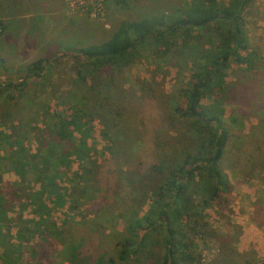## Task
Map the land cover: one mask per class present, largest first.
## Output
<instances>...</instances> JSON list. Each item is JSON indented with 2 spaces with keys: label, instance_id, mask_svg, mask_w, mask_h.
I'll return each instance as SVG.
<instances>
[{
  "label": "rangeland",
  "instance_id": "obj_1",
  "mask_svg": "<svg viewBox=\"0 0 264 264\" xmlns=\"http://www.w3.org/2000/svg\"><path fill=\"white\" fill-rule=\"evenodd\" d=\"M15 1L20 9L16 17L9 15L11 0H0V21L6 24L0 45L13 70L8 78L18 81L20 76L16 71L39 58L50 59L52 64L37 86L26 90L18 104H11L10 124H16L21 118L29 123L38 120L27 106H37V112L48 107L52 114L66 109L71 113L73 109L69 107L81 105L70 86L76 78L74 59L67 55L57 60L67 48L72 50L71 47L77 44L106 41L121 22L169 14L191 0H121L118 3L109 0L103 21L93 20L85 14H75L82 16L79 23L73 20L64 25L60 20L54 28L60 31L59 42L68 43L69 47L65 49L49 40V22L58 19H52L45 6L58 5V0H31L38 11L26 20H23L26 18L23 8L27 0ZM8 17L17 18L23 28L31 25L27 32L29 36H33V29L42 25L40 31L44 35L38 33L40 38L34 36L36 40L33 41L34 37L28 40L24 38L22 27H18L19 34L13 35L11 31L15 32V25L13 21L8 23ZM245 24L249 61L232 64L224 78L223 108L228 141L220 168L229 188L208 206L199 208L198 233L193 237V247L198 255L196 264H259L264 261V253H257L242 224L237 223L240 220L246 226L248 199L256 194L253 190L256 189L255 182L264 186V0H251L245 11ZM205 40L200 39L201 45L207 47ZM177 42L180 40L174 43ZM190 65L186 57L171 49L165 54L151 46L139 49L135 59L119 72L112 74L110 70H103L101 76L86 79L89 87L94 84L92 91L96 96L95 101H89L93 108L91 130L89 135L82 136L91 148V161L90 165L86 164L88 172L86 170L84 176L91 183L87 185V195L82 193L84 184L77 187L68 183L75 198L85 196L86 199L72 211L66 208L50 211V218L61 228L62 238L79 239L83 246L80 257L88 259L87 264H97L99 259H103V264H137L136 259H141L140 264H153V257L148 253L149 250L152 254L158 253L153 234L149 236V250H144L140 258L131 257L128 262L118 261L115 245L125 235L126 221L135 214L142 216L153 202L152 192L166 176L165 171L159 172L160 169L171 167L179 157L192 150L191 123L176 115L173 108L181 89L189 81ZM6 79V74L1 73L0 83ZM6 101V96L0 97V116H4ZM209 103L202 100V104ZM0 131L6 129L0 125ZM102 132L119 137L109 141ZM76 137L81 138L78 134ZM79 163H73V170ZM2 170L4 179H14L5 168ZM31 186L36 188L32 182ZM201 197L193 196L197 204ZM259 197L264 202V195ZM23 216L33 220L39 217L30 208ZM144 234L145 231L141 232V237ZM38 239L42 237L37 235L35 240ZM49 259L51 264H73L60 256Z\"/></svg>",
  "mask_w": 264,
  "mask_h": 264
},
{
  "label": "trees",
  "instance_id": "obj_2",
  "mask_svg": "<svg viewBox=\"0 0 264 264\" xmlns=\"http://www.w3.org/2000/svg\"><path fill=\"white\" fill-rule=\"evenodd\" d=\"M108 1L105 0V6ZM250 2L191 0L169 14L121 22L106 41L67 48L57 60L67 55L74 59L76 78L70 86L81 105L69 107L73 109L71 113L66 109L52 114L48 107L37 112V106H27L38 117L33 122L36 125L23 118L10 124L9 108L18 104L31 86L38 85L52 62L39 58L25 65L16 71L20 77L14 82L8 78L13 70L0 45V74L7 76L0 83V97L6 96L8 100L4 116H0V125L6 129L0 131V264H51L49 258L58 256L73 264L88 263V259L80 257L83 246L79 239L62 238L61 228L50 218V211L58 208L72 211L86 199L75 198L68 183L77 187L84 184L85 195L91 183L84 177L86 164L91 161V148L82 136L89 135L91 130L93 108L89 101H95L96 96L92 91L94 84L89 87L86 79L101 76L103 70L119 72L135 59L139 49L151 46L165 54L171 49L191 64L189 81L173 108L176 115L191 123L192 150L171 167L160 169L159 172H166L164 181L152 192L153 202L147 211L126 221L125 235L115 245L117 259L128 262L133 256L140 258L153 234L158 249L155 254L148 249L153 264H196L198 255L193 237L198 233L199 208L208 206L229 188L220 168L228 141L224 78L232 64L249 61L245 11ZM4 31L6 24L0 21V36ZM201 38L206 39L207 47L201 45ZM178 39L180 43L175 44ZM58 46L69 47L68 43L60 42ZM202 100L210 103L202 104ZM77 134L81 138L77 139ZM102 136L109 141L119 137L105 132ZM79 161L73 170V163ZM3 168L14 179H4ZM194 195L202 196L200 204L195 202ZM29 208L39 216L37 220L24 218L23 213ZM37 235L42 239L35 240ZM136 261L141 263V259Z\"/></svg>",
  "mask_w": 264,
  "mask_h": 264
},
{
  "label": "crops",
  "instance_id": "obj_3",
  "mask_svg": "<svg viewBox=\"0 0 264 264\" xmlns=\"http://www.w3.org/2000/svg\"><path fill=\"white\" fill-rule=\"evenodd\" d=\"M16 5H18L17 2L15 0H11V4H10L11 7L8 6L9 9L11 8V10L9 11L10 12L9 15H11V16L14 15L16 17L19 14L18 12L20 9L17 8ZM23 9H25L23 11V13H24V16L26 17L23 20L31 19L33 17L32 14L34 12L38 11L37 6L35 4H33V2L31 0H27L25 2ZM45 9H47L49 11L48 15L52 19H54L53 17H57V19H58V21L54 19L53 23H51V21L49 22V24H51L50 25L51 29H49V32L51 31V33L49 34V35H51V38L49 40H51V39L54 40L53 42L55 43V45H57V43L60 41V36H59L60 31H57V30L55 31V28L59 25L60 20H61V23L63 22V24L66 25V24L71 23V22L73 23V20L76 21V23H79L80 19L82 18L81 15H75L72 17L66 15L65 7H64V0H58V5H56V4H52V6L46 5ZM40 10H42V8H40ZM15 17L14 18L13 17L7 18L8 23H11V21L14 22V25H15L14 31L15 32L11 31V33L13 35L19 34V28L18 27H20V29L22 27V31H24V33H25L24 38H26L28 40H29V38H31V40H32V38L34 36L40 38L39 36L44 35L43 31H40L43 29L42 25H40L38 28L33 29L34 30L32 33L33 36H29L30 34H28L27 32L30 30L29 27L31 25L28 28H23V23L18 22L17 21L18 19ZM7 21H6V23H7ZM48 21H49V18L47 19V22ZM38 33H39V36H38ZM34 40H36L35 37H34L33 41ZM61 40H62V38H61ZM255 185H256V189L253 188V190L255 191L254 194L255 193L256 194L251 196L248 199L249 201H248V206H247L246 226H244V223L241 222L240 220H237V223L239 225L242 224L241 226L243 227V230H245V232H247V234H248V241L252 242L253 247H255L257 253H259V255H262L264 253V202H262L260 200L259 195H261V196L264 195V194H261L262 192H264V186H259L256 184V182H255ZM248 186H251V183L248 184ZM241 188H243V187H241Z\"/></svg>",
  "mask_w": 264,
  "mask_h": 264
},
{
  "label": "built area",
  "instance_id": "obj_4",
  "mask_svg": "<svg viewBox=\"0 0 264 264\" xmlns=\"http://www.w3.org/2000/svg\"><path fill=\"white\" fill-rule=\"evenodd\" d=\"M64 6L68 15L85 14L93 20H104L105 0H64Z\"/></svg>",
  "mask_w": 264,
  "mask_h": 264
}]
</instances>
